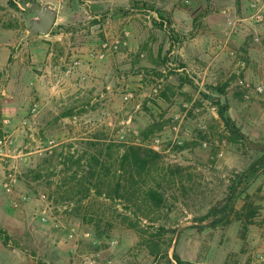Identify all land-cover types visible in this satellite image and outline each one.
Segmentation results:
<instances>
[{
    "label": "rangeland",
    "instance_id": "374dc122",
    "mask_svg": "<svg viewBox=\"0 0 264 264\" xmlns=\"http://www.w3.org/2000/svg\"><path fill=\"white\" fill-rule=\"evenodd\" d=\"M15 1L0 0V264H156L117 216L131 213L60 194L51 155L101 134L188 169L164 210L174 264H264V171L214 221L230 178L264 157V0H35L58 11L48 34L28 30L34 0Z\"/></svg>",
    "mask_w": 264,
    "mask_h": 264
},
{
    "label": "trees",
    "instance_id": "16d2710c",
    "mask_svg": "<svg viewBox=\"0 0 264 264\" xmlns=\"http://www.w3.org/2000/svg\"><path fill=\"white\" fill-rule=\"evenodd\" d=\"M9 2L12 6L16 5L15 0ZM156 23L158 27L167 29L165 23ZM170 36L174 45L178 43L179 39L173 31H170ZM166 60L168 62V57ZM229 85L230 81L211 85L210 88L220 94H226ZM216 104L220 119L233 140L245 144L252 143L229 114V104L219 99ZM70 114L63 113L62 116ZM76 143L81 144V148H74L75 145L71 143L67 150L55 152L49 160V167L53 168L52 175H58L61 181L58 185L60 194L69 199H76L78 209H82L85 202L95 201L97 198L120 205L133 216L119 212L117 216L139 230L142 242L154 257L156 264L162 260L174 264L169 252L173 237L168 236L172 227L163 222L167 217L164 210L168 200L166 197L175 198L177 194H169V189L186 191L188 169L169 161V156L143 143L108 140L102 134L78 140ZM60 165L61 168L57 171ZM261 171H264V157L243 173L230 178L222 200L225 206L215 211V214H218V220H214L216 223L230 219L237 211L238 200L247 192ZM36 174L37 178H40L41 170L36 171ZM92 205L90 204L89 208H92ZM203 217L206 218L207 215ZM5 242L7 243V240ZM173 260L182 264V259L176 252Z\"/></svg>",
    "mask_w": 264,
    "mask_h": 264
},
{
    "label": "water",
    "instance_id": "95a60500",
    "mask_svg": "<svg viewBox=\"0 0 264 264\" xmlns=\"http://www.w3.org/2000/svg\"><path fill=\"white\" fill-rule=\"evenodd\" d=\"M31 7L36 12V17L30 22L28 30L30 32L38 31L44 34L50 33L57 22L58 11L52 6H43L38 1H32Z\"/></svg>",
    "mask_w": 264,
    "mask_h": 264
},
{
    "label": "built area",
    "instance_id": "2783aa9c",
    "mask_svg": "<svg viewBox=\"0 0 264 264\" xmlns=\"http://www.w3.org/2000/svg\"><path fill=\"white\" fill-rule=\"evenodd\" d=\"M158 148L160 147V146H157Z\"/></svg>",
    "mask_w": 264,
    "mask_h": 264
}]
</instances>
